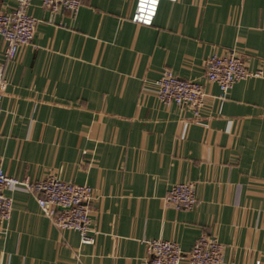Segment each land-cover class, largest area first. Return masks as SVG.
Returning <instances> with one entry per match:
<instances>
[{
  "label": "crops",
  "instance_id": "obj_1",
  "mask_svg": "<svg viewBox=\"0 0 264 264\" xmlns=\"http://www.w3.org/2000/svg\"><path fill=\"white\" fill-rule=\"evenodd\" d=\"M135 4L83 0L71 14L30 0L31 43L5 63L0 38V168L19 181L53 174L90 186L96 231L81 244L31 194L5 191L0 264H142L144 239L188 253L201 234L223 245L221 264H264V0H161L149 26L130 21ZM14 6L0 0L1 11ZM231 52L261 74L220 101L205 63ZM165 70L202 83L199 118L158 100ZM185 182L196 207H165L167 189Z\"/></svg>",
  "mask_w": 264,
  "mask_h": 264
},
{
  "label": "built area",
  "instance_id": "obj_2",
  "mask_svg": "<svg viewBox=\"0 0 264 264\" xmlns=\"http://www.w3.org/2000/svg\"><path fill=\"white\" fill-rule=\"evenodd\" d=\"M83 0H40L43 8L75 14ZM161 0H136L130 21L149 26L152 24ZM175 1V0H168ZM30 0H15L9 10H0V38L3 41L4 62L12 61L19 48L29 45L33 39L37 20L28 13ZM261 74L251 71L243 58L235 52L212 55L205 63L204 81L217 85L224 100L230 89L239 81ZM7 81L0 69V112L1 101ZM156 96L164 105L174 104L189 109L193 117L199 118L207 94L200 81L186 80L165 70L155 81ZM5 191H24L31 194L42 216L57 229L76 231L80 243L95 242L96 231L91 227L90 205L93 190L90 186L64 181L53 174L40 180L19 181L9 177L0 168V226L7 223L12 211V198ZM198 201L193 182L171 185L163 197V205L176 210H193ZM145 258L142 264H221L223 245L211 235L201 234L188 253H184L174 241L144 239ZM256 264H259L257 262Z\"/></svg>",
  "mask_w": 264,
  "mask_h": 264
}]
</instances>
